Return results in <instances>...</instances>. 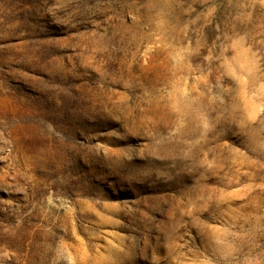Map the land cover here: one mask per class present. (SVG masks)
Wrapping results in <instances>:
<instances>
[{"label": "rangeland", "instance_id": "rangeland-1", "mask_svg": "<svg viewBox=\"0 0 264 264\" xmlns=\"http://www.w3.org/2000/svg\"><path fill=\"white\" fill-rule=\"evenodd\" d=\"M0 264H264V0H0Z\"/></svg>", "mask_w": 264, "mask_h": 264}]
</instances>
